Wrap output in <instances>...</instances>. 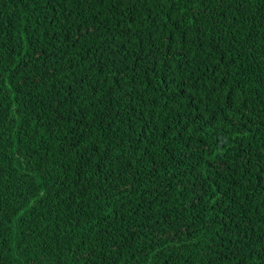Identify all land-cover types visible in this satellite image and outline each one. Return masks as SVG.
<instances>
[{"label":"trees","instance_id":"16d2710c","mask_svg":"<svg viewBox=\"0 0 264 264\" xmlns=\"http://www.w3.org/2000/svg\"><path fill=\"white\" fill-rule=\"evenodd\" d=\"M0 264H264V0H0Z\"/></svg>","mask_w":264,"mask_h":264}]
</instances>
